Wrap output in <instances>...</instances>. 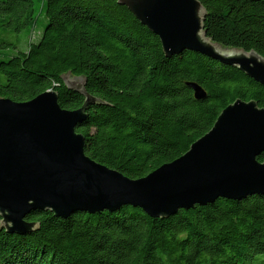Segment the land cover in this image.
Listing matches in <instances>:
<instances>
[{
    "label": "trees",
    "instance_id": "16d2710c",
    "mask_svg": "<svg viewBox=\"0 0 264 264\" xmlns=\"http://www.w3.org/2000/svg\"><path fill=\"white\" fill-rule=\"evenodd\" d=\"M199 1L208 38L264 58V0ZM67 74L101 101L76 129L85 154L130 179L185 153L233 101L264 108L263 86L187 49L166 57L117 0H0V98L54 90L60 107L77 109L84 96ZM190 83L206 97L196 100ZM26 220L37 223L26 235L0 226V264H264V195L219 198L166 219L124 206L66 218L34 211Z\"/></svg>",
    "mask_w": 264,
    "mask_h": 264
},
{
    "label": "water",
    "instance_id": "95a60500",
    "mask_svg": "<svg viewBox=\"0 0 264 264\" xmlns=\"http://www.w3.org/2000/svg\"><path fill=\"white\" fill-rule=\"evenodd\" d=\"M160 41L166 57L187 49L219 63L235 66L264 87V58L254 51L224 48L207 37L204 7L199 0H117ZM77 87L83 104L60 107L54 90L25 102L0 98V226L7 233L29 234L37 223L34 211L49 210L66 218L76 211L95 214L124 206L148 217L166 219L178 209L264 195V108L237 99L217 116L208 132L176 159L130 179L84 152L76 132L90 106L101 101L89 95L79 78L63 77ZM196 100L206 94L190 83Z\"/></svg>",
    "mask_w": 264,
    "mask_h": 264
},
{
    "label": "bare ground",
    "instance_id": "6f19581e",
    "mask_svg": "<svg viewBox=\"0 0 264 264\" xmlns=\"http://www.w3.org/2000/svg\"><path fill=\"white\" fill-rule=\"evenodd\" d=\"M85 140V139H84ZM248 196H250V195H248ZM248 196H246V197H248ZM246 197H244V198H246ZM241 199H243V198H241Z\"/></svg>",
    "mask_w": 264,
    "mask_h": 264
},
{
    "label": "rangeland",
    "instance_id": "374dc122",
    "mask_svg": "<svg viewBox=\"0 0 264 264\" xmlns=\"http://www.w3.org/2000/svg\"><path fill=\"white\" fill-rule=\"evenodd\" d=\"M31 38V40L33 39V37H30ZM27 46V45H26Z\"/></svg>",
    "mask_w": 264,
    "mask_h": 264
}]
</instances>
